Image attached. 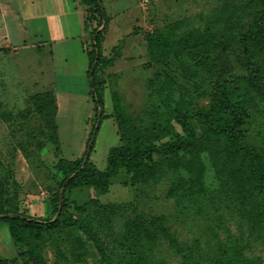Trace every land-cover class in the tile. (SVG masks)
<instances>
[{
	"label": "rangeland",
	"instance_id": "1",
	"mask_svg": "<svg viewBox=\"0 0 264 264\" xmlns=\"http://www.w3.org/2000/svg\"><path fill=\"white\" fill-rule=\"evenodd\" d=\"M74 1L68 0L71 7ZM40 2L0 0V36L7 37L6 30L5 43L28 45L13 49L0 43V181L5 197H12L7 207L47 218L62 174L31 102L49 88L46 66L39 50L28 47L61 36L81 41L84 29L82 6L63 18L47 13ZM103 3L109 23L102 53L112 57L120 49L122 58L97 72L104 112L115 124L104 119L96 136L91 159L99 169L106 167L110 148L121 144L117 118L132 123V135L153 130L158 144L186 138L175 119L177 109L210 111L226 124L213 99L219 77L231 81L233 99L249 113L246 141L264 156V41L244 40L264 13L263 0ZM61 23L71 24L52 27ZM88 92L87 102L75 97L57 117L62 152L70 160L82 153L85 117L93 109L90 87ZM191 124L196 146L179 157L156 156L155 171L142 183L132 185L131 175L121 169L105 193L89 186L71 190L65 220L51 229L17 228L20 242L0 223V257H15L23 245L46 264H187L186 252L196 257L189 264H212L223 247L228 254L237 251L238 264H264V221L257 222L263 208L247 160L233 156L226 137L205 122ZM92 199L91 211L82 215L75 203ZM126 203L137 211L127 210Z\"/></svg>",
	"mask_w": 264,
	"mask_h": 264
},
{
	"label": "trees",
	"instance_id": "2",
	"mask_svg": "<svg viewBox=\"0 0 264 264\" xmlns=\"http://www.w3.org/2000/svg\"><path fill=\"white\" fill-rule=\"evenodd\" d=\"M264 1V0H263ZM86 6L84 26L90 33L86 43L89 64V86L92 97L93 109L88 114L84 131L81 135L82 153L74 160L67 159L62 152L59 125L57 120L58 100L54 90L39 92L31 97L35 110L44 125L47 140L55 148L58 162L56 168L61 172L59 190L54 199V210L50 217H36L11 209L7 205L12 204V197H5L3 183L0 181V223H6L11 229L12 237L16 242L21 239L15 229L20 227H32L37 229H51L66 218L68 206L67 193L81 187H92L96 191L105 193L109 190L111 179L119 174L121 169H126L131 175V184L142 183L156 169V156L170 155L179 157V153L190 152L197 144L198 139L191 120L196 119L205 122L207 127L226 137L227 149L233 156H241L247 160L249 174L254 180L258 194L262 202V210L257 216V222L264 221V156L255 145L247 143V124L249 113L245 107H240L233 99L231 81L225 77H219L214 83L213 99L217 107L227 116L226 124H219L210 111L177 109L175 119L181 126L186 138L174 142L157 143V136L153 130H145L132 135V123L127 119L117 118V133L121 144L110 148L107 155V165L99 169L91 159L94 151L96 136L102 121L109 116L104 112L103 84L98 81L97 72L101 68L112 65L118 58H122L120 49L112 56L106 57L102 53V42L109 17L103 0H80ZM246 41H264V13L256 20V28L252 33L245 34ZM95 200L85 203H75L79 212L84 215L91 211V205ZM127 210L136 212L137 208L131 203H126ZM264 223V222H263ZM164 234L168 237L173 248L179 249V242L166 230ZM234 248L235 245L233 246ZM217 253L212 258V264H238L236 260L237 251L228 254L226 249ZM20 260L30 264H46L39 252L31 249L20 250L13 258L0 257V264H19ZM196 257L193 253L186 252V263H194Z\"/></svg>",
	"mask_w": 264,
	"mask_h": 264
},
{
	"label": "crops",
	"instance_id": "3",
	"mask_svg": "<svg viewBox=\"0 0 264 264\" xmlns=\"http://www.w3.org/2000/svg\"><path fill=\"white\" fill-rule=\"evenodd\" d=\"M64 3V0H43L44 7L47 10L46 12L49 14H53V16L63 17L64 15H72L78 12V8L82 6V26L84 29V34L80 37L81 41H79L78 37H73L72 35L66 37H59L53 40L40 42L36 45H29L28 48H37L39 50L40 64L43 62L46 66V77L48 80V89L54 90L57 95L58 100V114L57 117L61 118L62 112L65 111L66 106L71 104V101L75 99V97H82L83 100H86L88 97V88L89 86V64L90 60L86 50V43L90 37V33L86 31L84 26V20L86 15V6L80 2V0L74 1V6L71 7L69 5L68 0ZM35 3L34 1L32 2ZM38 3H41L38 0ZM77 7V8H76ZM107 10V7H106ZM4 20L3 14H1V23ZM4 26H6V20L3 21ZM39 24V22H38ZM71 23L67 24H55L52 25L54 29H63L64 26H69ZM8 28V27H6ZM50 31V27L47 26ZM1 35V34H0ZM5 35L9 37V32L5 30ZM7 37H3L2 42L5 46L17 49L25 47L28 45L21 47H13L10 42L5 43V39ZM39 64V65H40ZM61 69V77H58L57 71ZM61 78L63 83L60 85L58 83V79ZM82 87V88H80ZM91 105H93L91 103ZM88 117V115L86 116ZM85 119L87 120V118ZM106 119V118H105ZM108 121L112 124L113 120L108 117ZM86 125V124H85ZM115 126V124H114ZM117 132V130H116ZM117 137V136H116Z\"/></svg>",
	"mask_w": 264,
	"mask_h": 264
},
{
	"label": "built area",
	"instance_id": "4",
	"mask_svg": "<svg viewBox=\"0 0 264 264\" xmlns=\"http://www.w3.org/2000/svg\"><path fill=\"white\" fill-rule=\"evenodd\" d=\"M149 0H141L142 3H148ZM4 39L2 38V36H0V43L3 41Z\"/></svg>",
	"mask_w": 264,
	"mask_h": 264
}]
</instances>
